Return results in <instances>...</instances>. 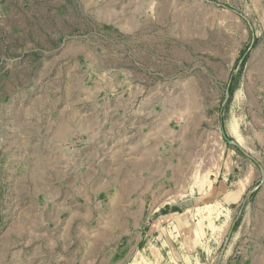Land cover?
<instances>
[{
    "label": "rangeland",
    "instance_id": "1",
    "mask_svg": "<svg viewBox=\"0 0 264 264\" xmlns=\"http://www.w3.org/2000/svg\"><path fill=\"white\" fill-rule=\"evenodd\" d=\"M0 264H264V0H0Z\"/></svg>",
    "mask_w": 264,
    "mask_h": 264
},
{
    "label": "crops",
    "instance_id": "2",
    "mask_svg": "<svg viewBox=\"0 0 264 264\" xmlns=\"http://www.w3.org/2000/svg\"><path fill=\"white\" fill-rule=\"evenodd\" d=\"M225 190V189H224ZM170 213V212H169ZM171 213H175V212H171ZM170 213V214H171ZM170 214H168V213H164V214H160V215H158V217H161V216H168V215H170Z\"/></svg>",
    "mask_w": 264,
    "mask_h": 264
},
{
    "label": "bare ground",
    "instance_id": "3",
    "mask_svg": "<svg viewBox=\"0 0 264 264\" xmlns=\"http://www.w3.org/2000/svg\"><path fill=\"white\" fill-rule=\"evenodd\" d=\"M234 127V126H233ZM207 206H211L210 204L209 205H207ZM202 207H196V210H200ZM207 209V208H206ZM209 210V209H208ZM210 211V210H209Z\"/></svg>",
    "mask_w": 264,
    "mask_h": 264
}]
</instances>
